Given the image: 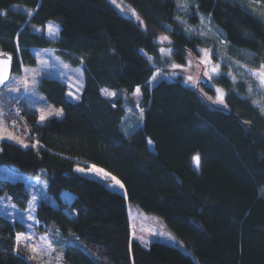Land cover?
<instances>
[{
    "label": "trees",
    "instance_id": "16d2710c",
    "mask_svg": "<svg viewBox=\"0 0 264 264\" xmlns=\"http://www.w3.org/2000/svg\"><path fill=\"white\" fill-rule=\"evenodd\" d=\"M124 1L143 25L111 0H0V50L13 53L12 72L35 63L33 47H50L83 68L77 100L66 96L57 78L38 83L62 108L61 117L40 123L34 108L19 109L37 146L0 140V196L7 193L39 228L52 225L74 236L64 251L68 264H264V114L249 95L237 93L245 83L224 72L214 77L225 90V106L209 104L179 76L150 85L155 70H167L157 42L163 30L172 39L171 58L180 63L187 51L217 49L220 37L231 53L250 52L251 65L264 63V15L247 0H191L187 11L179 0ZM199 14L220 37L189 27ZM49 20L58 25L56 39L45 34ZM137 87L142 116L136 124L126 106ZM78 165L103 169L123 192L80 173ZM37 186L57 204L44 201ZM63 190L73 196L62 199ZM129 203L159 215L190 254L133 238ZM22 229L0 214V264H34L24 251H14L15 232Z\"/></svg>",
    "mask_w": 264,
    "mask_h": 264
},
{
    "label": "rangeland",
    "instance_id": "374dc122",
    "mask_svg": "<svg viewBox=\"0 0 264 264\" xmlns=\"http://www.w3.org/2000/svg\"><path fill=\"white\" fill-rule=\"evenodd\" d=\"M111 1L113 2V0ZM252 1L253 0H247L253 9H255L261 15H264V2L260 1V4L257 2L258 4L253 5L252 3L255 2ZM190 2L191 0H179V9L181 11H187L188 4ZM114 4L123 14L138 20L143 25L142 20L138 17L135 10L129 3L124 0H115ZM201 18H203V20H201ZM49 22L53 23L58 29L56 22L52 20L46 21L44 24V31L47 36L49 35L47 34L46 25ZM189 27L192 30L199 31L201 33L213 35L216 34L218 37L221 35L220 30L216 28L211 23L209 17L204 14H199L196 25H189ZM56 36L57 35L49 37L54 39ZM161 36H167L168 40L161 42ZM157 42L159 43L160 61L164 62L162 66H165L167 70L159 68L155 70L153 76H155L156 79L153 80V76L151 77V86L161 78L172 80L179 76L180 80L184 84L195 87L209 104L225 106V90L223 86L214 81V77L224 72L234 81H242L245 83L243 91H238V89H236L237 93L240 95H249L251 97V103L259 107L264 114V110H262L264 109V88L257 86L256 77L253 76L252 72L249 70L256 69L262 63H259L255 66L251 65L250 60H248L250 52L243 49H237L231 53L228 50L226 41L220 37V42L218 43L217 49H214L212 46H202L199 47V55H194L193 53L187 51L184 62L180 63L173 60L171 58V54L165 55L161 52L162 48L170 51L173 49L172 39L166 30L161 31L158 34ZM201 49H208L210 51L211 64L219 65V74H212L209 71V75H205L206 66L202 63L203 54L200 51ZM32 52L36 59L35 63L24 64L22 67L20 65V71L12 72L9 76V80L5 82L3 86L4 88L0 90V112L5 114L4 122L8 125L7 130L8 132L12 133L13 136L18 137L19 140H22L23 144L19 143L16 139L7 138L6 135L3 139L11 140L20 146H23L24 144H27L28 146L34 144V140L29 138V132L23 118L18 117V115H20L19 109L21 107L29 106L34 108L37 112V120L40 123L45 122L50 116L61 117L63 113L62 108L47 100L45 95L39 89L38 83L42 77H54L65 83L67 87L66 96L72 100L79 99L80 92L82 91L81 88L83 87V68L81 65H73L68 63L50 47H33ZM41 60H43L45 63L41 64ZM173 64H179L182 67L173 68ZM25 69H28L29 72L26 73L24 71ZM32 70H35V84L34 86L30 85V87L25 90V88L18 82L21 81L26 75L29 77V79H31L33 75ZM189 76L192 77V80L188 79ZM205 85H208L212 88V94L206 91ZM10 87L19 88V91H9L8 89ZM136 89L131 94V99H133V102L126 106V115L127 117L133 116V121H135L137 124L141 121L140 116H142V111L137 105V102L140 98L139 93L136 94ZM217 89L222 90L223 103H220L218 100ZM106 91L110 92L108 90ZM69 92L73 93V95H68ZM40 110H44L45 113L51 111L53 114L47 116V118L41 122L39 120L41 115ZM56 111H61V115H55L54 113ZM149 144L152 146L150 141ZM193 164L195 166L198 165L194 160ZM75 168H82L84 171L80 173L105 181L110 188L119 192H123V188L115 183V181L111 178L113 177L111 174L108 176V178H104L103 173H97L92 170L93 168H101L94 165H78ZM37 188L39 196L44 201L52 205L57 204L55 198L46 192L45 189L40 186H37ZM72 196L73 194L68 190H63V192L60 193V197H62L64 200H69ZM11 205H15V207H11ZM0 214L7 217L12 222H20V224L23 226V229L16 231L15 235L21 232L26 233L32 237V240L29 241L31 245L39 246L41 249H43V254L37 255L36 258L33 259V253L30 249L23 247L20 248V250L24 251L34 264H68L64 258V251L68 244L71 242H76V238H74V236H65L64 234H61V232L55 230L52 225H50L46 230L44 228H39L40 223L38 220L31 213L25 212L19 208V206L11 200L7 193H3L0 196ZM127 215L130 225V234L142 245L148 246L151 241L160 240L176 245L184 252L190 254V251L172 233V231L169 230L159 215L144 211L131 203L127 204ZM29 216H32L34 219H28ZM14 247L16 248V243Z\"/></svg>",
    "mask_w": 264,
    "mask_h": 264
},
{
    "label": "snow or ice",
    "instance_id": "6c2138e0",
    "mask_svg": "<svg viewBox=\"0 0 264 264\" xmlns=\"http://www.w3.org/2000/svg\"><path fill=\"white\" fill-rule=\"evenodd\" d=\"M113 3H115V0H113ZM28 15L30 16L31 13L29 12ZM201 20H203V18H201ZM37 31H40L41 29H36ZM46 30H47V34L49 36H55L58 33V29L55 27V25L51 22H49L46 25ZM161 42L167 41L168 37L167 36H161L160 37ZM170 42V41H169ZM201 53L203 54V59H202V63L205 64L206 66V71H205V75H209V71L212 74H219V65H212L211 64V60H210V51L208 49H201L200 50ZM161 52L165 55H170L171 51L170 50H165V49H161ZM151 59V58H150ZM41 64H44L45 62L43 60L40 61ZM210 66V67H209ZM67 67V66H65ZM173 68H181L182 66L179 64H173L172 65ZM11 70V56L9 54L0 52V85H4L6 81L9 80V73ZM252 72V75L256 77L257 80V86L264 88V63L260 64L256 69H249ZM26 73L29 72L28 69L24 70ZM34 72L35 70H32V78L29 79V77L26 75L21 81H19L18 83H20L25 90H27L30 85L34 86L35 84V76H34ZM211 78V77H209ZM156 77L153 76V80H155ZM189 80H192V77L189 76L188 77ZM9 91H19V88H15V87H10L8 89ZM140 92L139 87H137L136 89V94H138ZM217 94H218V100L220 103H223V94H222V90L217 89ZM68 95L72 96L73 93L69 92ZM105 95H109V96H113L115 95V93H111V92H107L105 90ZM264 110V109H262ZM41 111V115L39 117V120L41 122H43L47 116L52 115L53 113L51 111H48L47 113L44 112V110H40ZM55 115L59 116L61 115V111H56L54 113ZM4 116L5 114L3 112H0V139L5 138V135L7 136V138L9 139H16L19 143L23 144L22 140H19L18 137H15L12 135V133L8 132V125L4 122ZM38 143V142H37ZM24 147H28L27 144L23 145ZM36 144H33L32 147H36ZM193 160L199 164V156L196 155L193 157ZM79 172H83L84 169L82 168H78L76 169ZM93 171L97 172V173H103L104 178H108V176L110 175L109 173H106L103 171V169H92ZM116 184H118L121 188H123V184H121V182L119 180H116L115 177H111ZM37 179H39V177H37ZM36 202V196L33 195L31 201H29L30 206H33L31 208L32 211L35 210L34 205ZM11 207H15V205H11ZM28 219H34L32 216H29ZM32 240V237L30 235H27L26 233H17L15 235V243H16V248L14 249V251H19L20 248H26V249H30L31 252L33 253V259L36 258L37 255H41L43 254V249H41L39 246H33L29 243V241ZM62 258V257H61Z\"/></svg>",
    "mask_w": 264,
    "mask_h": 264
},
{
    "label": "water",
    "instance_id": "95a60500",
    "mask_svg": "<svg viewBox=\"0 0 264 264\" xmlns=\"http://www.w3.org/2000/svg\"><path fill=\"white\" fill-rule=\"evenodd\" d=\"M0 52H3V53H6V54H9L11 56V70H10V73H9V76L10 74L12 73V69H13V64H14V55L11 51L9 50H0ZM4 85H0V90L2 89Z\"/></svg>",
    "mask_w": 264,
    "mask_h": 264
},
{
    "label": "crops",
    "instance_id": "0c3cea01",
    "mask_svg": "<svg viewBox=\"0 0 264 264\" xmlns=\"http://www.w3.org/2000/svg\"><path fill=\"white\" fill-rule=\"evenodd\" d=\"M57 36H58V34H57ZM56 36V37H57ZM56 37L54 38V39H56ZM80 65V64H79ZM23 65H21V67H22ZM82 66V65H81ZM82 71H83V69H82ZM82 89V88H81ZM66 90H67V87H66ZM112 93V92H111ZM80 94H81V92H80ZM72 100V99H71ZM77 169V168H76Z\"/></svg>",
    "mask_w": 264,
    "mask_h": 264
}]
</instances>
